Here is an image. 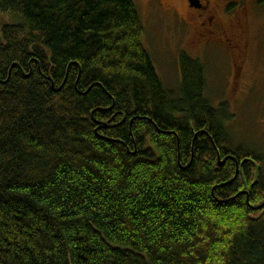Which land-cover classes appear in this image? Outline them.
Masks as SVG:
<instances>
[{"label": "trees", "instance_id": "trees-1", "mask_svg": "<svg viewBox=\"0 0 264 264\" xmlns=\"http://www.w3.org/2000/svg\"><path fill=\"white\" fill-rule=\"evenodd\" d=\"M2 18L0 264H264V157L235 145L205 63L178 53L165 86L134 0Z\"/></svg>", "mask_w": 264, "mask_h": 264}, {"label": "rangeland", "instance_id": "rangeland-1", "mask_svg": "<svg viewBox=\"0 0 264 264\" xmlns=\"http://www.w3.org/2000/svg\"><path fill=\"white\" fill-rule=\"evenodd\" d=\"M134 2L145 27V44L164 85L169 89L181 85L178 53L205 63L212 103L231 106L234 120L229 129L236 136L235 145L264 157V7L255 0H210L215 23L208 26L202 19L182 20L196 16L186 0ZM220 25L234 28L228 34L239 39L234 42L239 46L236 53L231 52L234 37Z\"/></svg>", "mask_w": 264, "mask_h": 264}, {"label": "flooded vegetation", "instance_id": "flooded-vegetation-1", "mask_svg": "<svg viewBox=\"0 0 264 264\" xmlns=\"http://www.w3.org/2000/svg\"><path fill=\"white\" fill-rule=\"evenodd\" d=\"M186 2L188 4L189 9L191 11H193L196 14V16L192 15V17L189 18L188 20L182 19L184 22L190 23L193 18H197L198 20L202 19L204 21V23L207 21L208 26L213 25L215 23V17H211V15H213L214 13L211 9L210 0H186ZM237 26L240 27V25H238V24H237ZM220 27L223 28L225 34L230 35L231 37H234L231 34H228V31L231 29H234V28H230V29L226 30V28L223 25H220ZM237 39L238 38H236V37L233 38L234 41H236ZM233 40H231V41H233ZM231 41H228V42H231Z\"/></svg>", "mask_w": 264, "mask_h": 264}, {"label": "water", "instance_id": "water-1", "mask_svg": "<svg viewBox=\"0 0 264 264\" xmlns=\"http://www.w3.org/2000/svg\"><path fill=\"white\" fill-rule=\"evenodd\" d=\"M222 165V163L220 164V166Z\"/></svg>", "mask_w": 264, "mask_h": 264}]
</instances>
